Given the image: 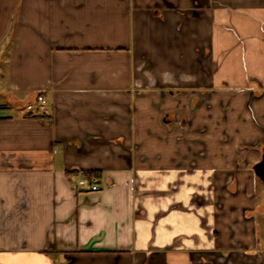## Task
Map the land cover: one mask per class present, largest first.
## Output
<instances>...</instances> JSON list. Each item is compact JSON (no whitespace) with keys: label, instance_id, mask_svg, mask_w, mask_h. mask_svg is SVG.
Returning <instances> with one entry per match:
<instances>
[{"label":"crops","instance_id":"obj_1","mask_svg":"<svg viewBox=\"0 0 264 264\" xmlns=\"http://www.w3.org/2000/svg\"><path fill=\"white\" fill-rule=\"evenodd\" d=\"M262 148L264 0H0V264H264Z\"/></svg>","mask_w":264,"mask_h":264},{"label":"built area","instance_id":"obj_2","mask_svg":"<svg viewBox=\"0 0 264 264\" xmlns=\"http://www.w3.org/2000/svg\"><path fill=\"white\" fill-rule=\"evenodd\" d=\"M47 108V101L44 98L43 95L38 94L35 96L34 102L26 104L25 110L28 113H40L44 112ZM89 185V191L95 192L99 190L98 186V180L96 178H92L91 180H86V179H80L74 182V188L76 190H83L85 188V185Z\"/></svg>","mask_w":264,"mask_h":264},{"label":"water","instance_id":"obj_3","mask_svg":"<svg viewBox=\"0 0 264 264\" xmlns=\"http://www.w3.org/2000/svg\"><path fill=\"white\" fill-rule=\"evenodd\" d=\"M252 170L264 185V148L261 151V160L253 165Z\"/></svg>","mask_w":264,"mask_h":264},{"label":"trees","instance_id":"obj_4","mask_svg":"<svg viewBox=\"0 0 264 264\" xmlns=\"http://www.w3.org/2000/svg\"><path fill=\"white\" fill-rule=\"evenodd\" d=\"M67 176L71 177H78L81 176L85 178L86 180H91L92 178L99 177L100 174L97 171H80V170H72L69 172H66Z\"/></svg>","mask_w":264,"mask_h":264},{"label":"rangeland","instance_id":"obj_5","mask_svg":"<svg viewBox=\"0 0 264 264\" xmlns=\"http://www.w3.org/2000/svg\"><path fill=\"white\" fill-rule=\"evenodd\" d=\"M257 226H258V229L263 228L264 230V221H258Z\"/></svg>","mask_w":264,"mask_h":264},{"label":"flooded vegetation","instance_id":"obj_6","mask_svg":"<svg viewBox=\"0 0 264 264\" xmlns=\"http://www.w3.org/2000/svg\"><path fill=\"white\" fill-rule=\"evenodd\" d=\"M257 177V176H256ZM258 178V177H257ZM259 179V178H258Z\"/></svg>","mask_w":264,"mask_h":264}]
</instances>
